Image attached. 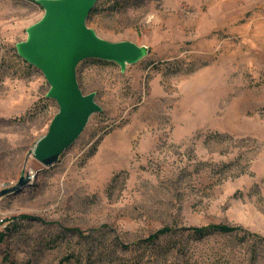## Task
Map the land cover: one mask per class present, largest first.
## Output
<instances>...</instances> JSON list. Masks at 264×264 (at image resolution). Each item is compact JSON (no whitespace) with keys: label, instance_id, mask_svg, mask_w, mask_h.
I'll list each match as a JSON object with an SVG mask.
<instances>
[{"label":"rangeland","instance_id":"1","mask_svg":"<svg viewBox=\"0 0 264 264\" xmlns=\"http://www.w3.org/2000/svg\"><path fill=\"white\" fill-rule=\"evenodd\" d=\"M42 12L0 0V264H264V0H99L149 55L81 62L101 112L19 185L58 110L15 49Z\"/></svg>","mask_w":264,"mask_h":264},{"label":"water","instance_id":"2","mask_svg":"<svg viewBox=\"0 0 264 264\" xmlns=\"http://www.w3.org/2000/svg\"><path fill=\"white\" fill-rule=\"evenodd\" d=\"M99 0H36L40 18L25 30L24 40L15 44L18 56L41 72L49 88L45 94L58 110L47 131L35 142L30 156L38 165L34 174L53 166L79 137L90 117L101 112L94 92L84 93L78 83L77 67L85 60L115 63L121 72L150 52L133 41H110L87 24ZM34 175L22 173L19 185Z\"/></svg>","mask_w":264,"mask_h":264},{"label":"trees","instance_id":"3","mask_svg":"<svg viewBox=\"0 0 264 264\" xmlns=\"http://www.w3.org/2000/svg\"><path fill=\"white\" fill-rule=\"evenodd\" d=\"M213 229L222 232V233H232L234 232L237 228H233V227H227V226H223V225H218V226H214ZM240 229H238L237 231H239ZM151 240V239H150ZM262 242L264 243V239H262Z\"/></svg>","mask_w":264,"mask_h":264},{"label":"built area","instance_id":"4","mask_svg":"<svg viewBox=\"0 0 264 264\" xmlns=\"http://www.w3.org/2000/svg\"><path fill=\"white\" fill-rule=\"evenodd\" d=\"M0 227H4V218L0 215Z\"/></svg>","mask_w":264,"mask_h":264},{"label":"bare ground","instance_id":"5","mask_svg":"<svg viewBox=\"0 0 264 264\" xmlns=\"http://www.w3.org/2000/svg\"><path fill=\"white\" fill-rule=\"evenodd\" d=\"M32 175H34V172H32Z\"/></svg>","mask_w":264,"mask_h":264}]
</instances>
